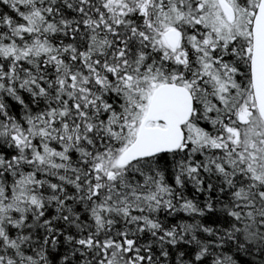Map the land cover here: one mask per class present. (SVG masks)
Here are the masks:
<instances>
[{
    "label": "snow or ice",
    "instance_id": "obj_1",
    "mask_svg": "<svg viewBox=\"0 0 264 264\" xmlns=\"http://www.w3.org/2000/svg\"><path fill=\"white\" fill-rule=\"evenodd\" d=\"M0 264H264V0H0Z\"/></svg>",
    "mask_w": 264,
    "mask_h": 264
}]
</instances>
